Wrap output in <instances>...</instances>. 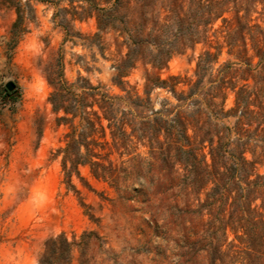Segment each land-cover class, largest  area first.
<instances>
[{"label":"trees","instance_id":"1","mask_svg":"<svg viewBox=\"0 0 264 264\" xmlns=\"http://www.w3.org/2000/svg\"><path fill=\"white\" fill-rule=\"evenodd\" d=\"M35 2L55 8L52 18L66 37L74 35V21L93 18L92 37L110 32L116 46L111 82L122 93L81 75L74 81L62 72L47 77L55 121L66 126L53 157L89 218L98 221L72 180L93 190L81 166L120 199L141 203L139 210L149 216L138 233L175 231L181 264H196L199 252L208 264H264V27L252 17L264 15L256 8L264 2L0 0V9L15 13L11 42L35 20ZM197 43L207 47L192 76H160L173 55ZM222 48L228 58L219 62ZM138 63L144 68L141 92L126 79ZM156 89L174 101L162 98L155 107ZM229 93L233 102L226 107ZM95 234L46 237L37 264H74V251L77 264H88ZM148 246L149 239L138 251Z\"/></svg>","mask_w":264,"mask_h":264},{"label":"rangeland","instance_id":"2","mask_svg":"<svg viewBox=\"0 0 264 264\" xmlns=\"http://www.w3.org/2000/svg\"><path fill=\"white\" fill-rule=\"evenodd\" d=\"M263 7L258 3L257 11L264 12ZM34 8L35 20L27 23V31L16 42H11L10 35L15 13L0 9V264H37L46 237L64 232L68 238L73 234L79 238L84 230L96 233L90 236L85 254L88 264H181L177 233H138L137 228L145 227L143 219L149 216L139 210L141 203L120 199L113 188L93 178L86 166L79 168L80 173L93 190L75 176L72 180L97 222L89 218L78 195L66 188L59 157H53L64 143L66 126L55 121L56 114L48 101L52 87L47 77L62 72L67 80L74 81L81 75L92 84L104 85L110 93H122L111 82L116 46L110 32L92 37L97 31L93 18L74 21V35L66 37L58 20L52 18V5L35 2ZM226 16L230 18L232 13ZM252 17L264 27V15L253 13ZM219 24L220 20L215 26ZM206 47L197 43L173 55L158 70L160 76H192L196 57ZM227 58L222 48L218 60ZM143 73L138 63L126 77L139 92ZM7 81L14 83L12 90L5 88ZM155 93V107L162 98L174 101L164 90L156 89L152 96ZM232 102L233 94L229 93L226 107ZM147 239L148 250L138 251ZM78 258L79 252L74 251V264ZM195 263L208 264L206 254L197 253Z\"/></svg>","mask_w":264,"mask_h":264},{"label":"water","instance_id":"3","mask_svg":"<svg viewBox=\"0 0 264 264\" xmlns=\"http://www.w3.org/2000/svg\"><path fill=\"white\" fill-rule=\"evenodd\" d=\"M15 87L14 83L12 81H7L5 83V88L8 90H12Z\"/></svg>","mask_w":264,"mask_h":264}]
</instances>
